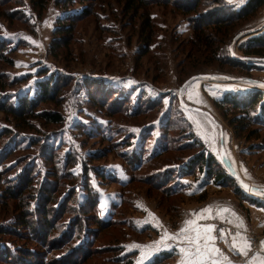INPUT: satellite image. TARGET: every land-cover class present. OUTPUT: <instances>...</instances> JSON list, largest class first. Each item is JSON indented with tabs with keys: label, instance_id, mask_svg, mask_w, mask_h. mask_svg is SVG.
<instances>
[{
	"label": "rangeland",
	"instance_id": "374dc122",
	"mask_svg": "<svg viewBox=\"0 0 264 264\" xmlns=\"http://www.w3.org/2000/svg\"><path fill=\"white\" fill-rule=\"evenodd\" d=\"M173 1L184 4L181 0ZM218 1L214 8L222 6L237 13L250 0H230L228 4ZM71 4L47 0L39 16L32 0H0V41L7 47L2 53L5 60L0 61L3 80L0 97L7 99L8 106H16L17 98H35L36 83L53 76L65 81L55 100L57 103H36L34 108V113L58 111L64 118L60 127L46 125L38 118L18 121L0 111V134L11 131L12 135V139L1 137L0 141V146L5 147L0 149V226L8 225L16 214L13 202L2 198L1 187L5 182L20 177L24 167L36 166L32 175L36 195L49 173L65 170L66 155L71 154L76 163L70 168V175L80 183L84 168L94 169L88 171V184L98 196L97 211L88 209L89 213H85L90 219L86 224L96 230V235L91 234L88 241L85 239L87 243L83 247L89 254L83 264H151L154 260H159L158 264H179L182 259L179 249L186 246V241L161 238L165 232L169 236L179 233L185 220H194L193 227L201 230L211 226L215 239L210 243L231 264H246L254 254L264 256L260 249L264 241V208L248 202L259 201L262 205L264 191L238 186L241 192L237 195L233 191L237 183L230 179L227 183L231 185L227 187L205 179L200 173L179 177L174 171L170 172L175 179L172 186L182 188L173 194L163 190L168 187L162 188L166 178L162 171L180 165L179 161L193 155L192 152L179 154L175 149L177 144L186 141L185 133L192 130L226 170L220 159L222 133V147L242 183L264 189V127L255 130V126H248L249 130L257 132L254 136H248L249 130L237 133L229 125L236 111L228 106L220 109L214 103L228 92L241 96L264 91L258 84L229 80L248 78L264 83V61L235 59H264V46L251 48L261 53V57L246 56L241 49L249 39L264 35V6L253 16L234 21L228 29L230 36L226 34L223 43H220L223 30L208 32L214 49L217 48L218 60H215L209 50L202 49L200 53L197 46L190 44L194 34L191 21L206 19L208 13L204 12L212 8V0L200 2L198 15H183L174 3L156 2L133 13L126 11L125 0L93 1L86 10L88 16L74 24L71 35H67L72 40L63 48L56 43L63 36L58 33V26L65 23L66 15H77L87 6ZM143 20L149 21L151 30L142 29ZM151 32V40L145 42V34ZM240 63L249 68L245 71L229 66ZM211 74L227 78L196 77ZM192 77L196 79L190 80ZM118 92L125 94L119 97L121 100H113L112 96ZM102 94L107 95L109 101L99 100ZM96 96L98 98L94 99ZM200 101L209 106L202 109L209 110L220 125L221 133L218 125L205 114L182 107V104L200 107ZM150 104L153 108L147 109ZM134 109L137 110L135 115L130 113ZM141 111L145 114L139 115ZM224 111L227 112L225 117L222 116ZM44 136L57 146L53 150L56 153L53 167L39 157ZM162 138L169 153L159 157ZM31 141L36 145L29 149L26 146ZM7 153L11 154L9 158L2 160ZM96 169L106 178H98ZM75 190V207H79L84 204L86 195L80 187ZM217 206L230 211L218 213ZM205 208L210 211L201 212ZM71 217L66 215L65 220L60 221L67 222ZM95 218L110 221L111 226L97 228ZM238 224L241 226L237 227ZM234 237L237 242L243 239L251 242L246 256L231 247ZM75 238L70 237L63 251L48 252L46 259L54 260L68 251L66 248L73 242L77 246L80 239ZM0 239L13 251L23 244L13 236ZM157 241L160 244H156ZM162 253L170 254L171 258L163 259Z\"/></svg>",
	"mask_w": 264,
	"mask_h": 264
},
{
	"label": "trees",
	"instance_id": "16d2710c",
	"mask_svg": "<svg viewBox=\"0 0 264 264\" xmlns=\"http://www.w3.org/2000/svg\"><path fill=\"white\" fill-rule=\"evenodd\" d=\"M93 1L96 2L99 0H62V4L66 5L67 3L69 6L72 5L71 3H79L87 6L85 9H82L79 13H77V15H66L63 18V22L65 23H63L62 26H58L57 28L58 33L63 35L62 39L60 38V41L57 40L56 42L58 46L63 48L68 47L72 39H70V37H67V35H71L70 33L73 30V26L75 23L78 22V20H81V18L88 16L86 10L88 8V5L90 7ZM181 1H183V5L177 4L173 0H125V4L126 11H132L133 13H136L137 10L141 8H146L152 3L164 2L163 5H165V3H174L175 7L178 8L179 12H181L183 15H196L198 13V6L200 5V2L202 0ZM212 1H214V5L212 6V8H210L208 12H204L208 13L206 19L199 20L198 18H196V20L200 22L195 21V19L191 21L193 22L192 30L194 31V34L190 44L195 48L197 46V48H199L200 53H202V49L209 50L210 57L215 60H218L217 48L214 49L213 41H211V39L209 38L210 34H208V32L220 33L223 30L221 34L223 38L220 41V43H223L226 34L229 32L228 29L232 27V23L236 20L245 19L253 16V13H255L258 9L264 6V0H250L237 13H233L231 11L229 12V9H225V7L222 6L214 8L215 6H217L219 1ZM222 1L223 4L231 3L230 0ZM46 3L47 0H32V4L37 9L39 16L41 12H43V10L46 8ZM209 12L214 13L212 14ZM141 26L142 29L151 30V26L148 20H143ZM246 33L248 35V32ZM253 33L254 31H252L250 35H253ZM151 36L152 32L145 34L144 41L148 42L149 40H151ZM229 36L230 35L227 34L228 38ZM5 46L6 43L4 44L3 41H0V61L5 60L2 54L7 48ZM241 46V49L246 56L261 57L263 56L261 53H259L257 50L252 51L251 48L263 47L264 35L256 37L254 39H249L247 41L246 46ZM232 58L233 57H231V59ZM246 58L250 59V61H253V58L251 59L250 57H242L240 59H235L239 61H244ZM229 66H236L235 68H242L245 71L249 68L245 65V63L230 64ZM64 82L65 81H61L59 77L54 78V76L50 77L49 79H45L41 82H38L35 84V98L32 97L29 99L27 98V96L17 98L18 104L16 106H8L7 99L5 100L4 97H0V101L1 99L4 100L0 102V111L7 112L13 117V119L18 121H26L29 118H38L42 123L46 125L52 124L54 126L60 127L64 124V118L58 111L50 110L43 111L42 113H34V108L36 106V103H57L55 100L60 94L59 91L63 90ZM2 83L3 80H1L0 77V85H2ZM15 83H18V81H16ZM123 94H125V92H118V94L112 96V99L121 100L119 97L123 96ZM96 98L98 97H94V99ZM109 99L110 98L104 94L99 97V100L109 101ZM214 103H216V105H218V108L220 109L223 106H228L232 108L233 111H236L237 114L231 116V119L229 120V125H232L234 127L235 132L237 133H246V131L249 130L248 126H255V130H257V128L259 129L261 127H264V91L256 90L252 93L249 92L241 94V96L233 95V93L228 92L219 102ZM153 104L147 106V109L153 108ZM135 109L130 113H133V115H135L137 113V110ZM144 114L145 113L141 111L139 115ZM226 115L227 112L224 111V113H222V116L225 117ZM10 132L11 131H7L5 133L3 132L2 134H0V141L1 137L11 138L12 135H10ZM192 132V130L186 132V141L177 144L178 146L176 145L175 149H177V152L179 154H183L184 152H192L190 154L193 155H189L188 158L179 161L181 163L180 165L170 167L162 171L163 176L165 175L166 177L162 182V188L165 186L168 187L167 189L163 190H165L167 194H173L175 192L177 193L182 188L181 186H172L173 183H175V179H172L174 176H171L173 173L170 174V172L172 171L178 173L179 177L200 173L205 179H213V182L215 184L221 186L229 187V185L231 184L230 182L227 183L228 179H230L232 183L236 184L232 176L227 173L224 167H222L221 163L217 160L214 153L210 152L207 148H205L202 142L197 139L194 133ZM247 132L248 136H251V134L253 136L257 134V132L254 130H249ZM44 137L46 139L44 143H41L42 149L40 150L46 151L47 153L42 154V151L39 157L41 159L46 160V162L49 163L51 167H53L54 164H56V153L53 150L57 146L52 145V143L49 142L48 136ZM33 144L36 145V143L31 141L26 147L30 149L31 147H34L32 146ZM160 144H162V146L160 148L161 152L158 153L159 157L166 153H169L167 152L169 150L166 149L168 146L163 143V138L161 139ZM3 146L4 145L0 146V149L3 148ZM16 148H19V146ZM9 154L10 153H7V155H5L2 160H7L9 158ZM126 158H128L127 155ZM65 160V170L57 174H52V172L49 173L48 179H44L45 182L41 185L40 188H38V190L36 191V195L33 189L34 182L32 177L34 169H37L36 166H32L34 168H30L29 166L24 167V170L21 173L20 177L15 178L10 182H5V185L1 187V190L3 191L2 198H8L13 202L12 208L13 212H15L16 214L8 225L0 226V237L13 236L15 239H21V242H23V244L19 246L16 251H13V249H9V246L5 241L0 239V242H4V244H0V264H83L85 258L88 257L89 251L85 252L86 249L83 247V245L87 243L85 239H87L88 241V237L91 234L96 235V230H91V227L86 224L87 221L90 219L86 218L88 214L85 213H89V210H93L94 212L97 211L96 206L98 204V196H96L90 190V186L88 184V171L95 170L92 168L91 170H89L87 169V167H85L83 170V174L81 175V178H84L79 183L78 178H74L69 173L70 168L74 167L76 159H74L71 154H67ZM90 161H93V157H91ZM95 173L100 179L106 178L105 175L97 171V169ZM52 179H54V181ZM76 187H80L81 189H83V192L86 195L84 197V204L80 205L79 207H75L77 199L75 195ZM234 187L235 188L233 191L237 195H239V192H241L240 188L237 184ZM243 200L247 199L243 198ZM248 202L258 208L259 206H262L264 208V203L262 202V205L259 204V201L255 203V201L253 202L251 200H248ZM69 213H73L74 215H71ZM66 215H70L72 217L67 222H61V219L62 221L65 220ZM94 224L97 225V228L101 227L104 229L110 225V221L106 222L105 220L95 218ZM70 237H76V240L77 238L80 239L77 246L75 245L76 242H73V245L66 248L68 249V251L62 253L54 260L46 259L47 253L50 251H63L62 247L64 245H67L70 240ZM64 238L67 240H63ZM81 247L83 248L79 249ZM66 249L64 248V250ZM76 250L78 251L76 252ZM161 257L163 259L168 260L171 258V255L168 253H162ZM154 261L151 264H158L159 262V260L157 262Z\"/></svg>",
	"mask_w": 264,
	"mask_h": 264
},
{
	"label": "snow or ice",
	"instance_id": "6c2138e0",
	"mask_svg": "<svg viewBox=\"0 0 264 264\" xmlns=\"http://www.w3.org/2000/svg\"><path fill=\"white\" fill-rule=\"evenodd\" d=\"M26 39H30L27 38ZM210 208L202 209L201 212H209ZM218 213L229 212L227 208H220L217 206ZM193 215H199L198 213H193ZM194 220H185L184 227L179 230V233L169 236L165 232L162 236V240L172 239V240H184L186 241V246L179 249L182 254V259L179 264H231L227 257L220 252L218 248L212 245L210 242L215 238L212 236V227L208 226L201 230L199 227H193L195 225ZM240 225H237L239 227ZM194 233V235H193ZM237 236L240 234L237 233ZM160 244V241L155 242ZM140 247V246H136ZM231 247L238 251L241 255H247L248 250L251 247V242L243 239L237 242L236 238H233V244ZM261 252H264V241L260 244ZM246 264H264V256L253 255L252 259L248 260Z\"/></svg>",
	"mask_w": 264,
	"mask_h": 264
},
{
	"label": "water",
	"instance_id": "95a60500",
	"mask_svg": "<svg viewBox=\"0 0 264 264\" xmlns=\"http://www.w3.org/2000/svg\"><path fill=\"white\" fill-rule=\"evenodd\" d=\"M236 40V39H235ZM233 57V56H232ZM253 61H264V59H260V58H255V59H252ZM196 77H198V78H207V79H209V80H211V79H217V78H224L223 76H221V75H218V74H211V75H198V76H196ZM196 77H192L190 80H193V79H196ZM227 78V77H226ZM226 78H224V79H226ZM229 79V78H228ZM190 80H188V81H186L185 83H183V85H182V87H181V89L190 81ZM229 80H231V81H235V82H241V81H243V82H250V83H252V84H258V85H260V86H262V87H264V83L263 82H260V81H258V80H252V79H248V78H241V79H233V78H230ZM180 89V90H181ZM178 101H179V103L181 104V102H180V96H179V94H178ZM182 107H185V108H187V109H189V110H193V111H195V112H199V113H203V114H205L208 118H210L213 122H215L217 125H218V127H219V129H220V133H221V127H220V125L215 121V118H213L211 115H210V113L208 112V111H206V110H204V109H202V108H200V107H194V106H186V105H183L182 104ZM220 147H221V149H220V159H221V162H223V165L225 166V168H226V170L230 173V175L232 176V178L235 180V182L237 183V185L239 186V187H241V188H243V189H250V190H252V191H258V190H260V191H264V189H260V188H258V189H254V188H252V187H249V186H247V185H245L244 183H242V180L240 179V177L239 176H237V174L235 173V170L233 169V167H232V165H231V162H229V160L227 159V156H226V153H225V151H224V148L222 147V133L220 134Z\"/></svg>",
	"mask_w": 264,
	"mask_h": 264
},
{
	"label": "crops",
	"instance_id": "0c3cea01",
	"mask_svg": "<svg viewBox=\"0 0 264 264\" xmlns=\"http://www.w3.org/2000/svg\"><path fill=\"white\" fill-rule=\"evenodd\" d=\"M224 93H225V92H224ZM224 93H223V94H224ZM199 103L201 104V105H200V108H208V109H209V106H207V104H206L205 102H204L205 105H204L203 102H201V101H200ZM208 109H205V110L209 112ZM200 136H201V139H202V138H203L202 135L199 134V137H200ZM210 140H211V138H210ZM202 141L204 142L205 140H202ZM211 141H212V140H211ZM245 203L247 204V201H246ZM245 203H244V204H245ZM250 208H251V207H250ZM223 213H225V212H223ZM218 217H219V216H218ZM238 225H239V224H238ZM234 226H236V225H234ZM240 226H241V225H240ZM205 228H206V227H205Z\"/></svg>",
	"mask_w": 264,
	"mask_h": 264
}]
</instances>
